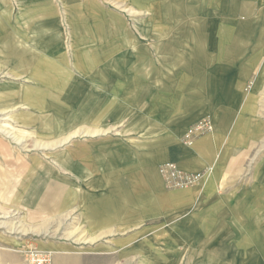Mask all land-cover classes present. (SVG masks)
Segmentation results:
<instances>
[{
  "label": "rangeland",
  "instance_id": "374dc122",
  "mask_svg": "<svg viewBox=\"0 0 264 264\" xmlns=\"http://www.w3.org/2000/svg\"><path fill=\"white\" fill-rule=\"evenodd\" d=\"M181 22L200 25L197 51L209 58L203 84L197 70L189 87L190 105L205 104L204 115L181 126L177 144L192 151L213 134L212 161L197 184L181 190L136 165L109 163L115 167L106 176L115 185L126 181L130 206L142 217L95 237V204L130 202L96 198L95 84L107 85L108 72L123 70L126 56L138 59L146 37L180 36L165 28ZM11 23L23 39L14 45L16 58L0 42V264H264V0H0V31ZM137 59L130 63L136 71ZM212 65L229 73L217 94ZM202 119L211 129L189 141L188 129ZM140 158L137 151L133 161ZM40 165H51L52 181L75 185L71 207L57 218L15 197L36 175L11 170ZM145 181L161 190L131 191Z\"/></svg>",
  "mask_w": 264,
  "mask_h": 264
},
{
  "label": "crops",
  "instance_id": "0c3cea01",
  "mask_svg": "<svg viewBox=\"0 0 264 264\" xmlns=\"http://www.w3.org/2000/svg\"><path fill=\"white\" fill-rule=\"evenodd\" d=\"M5 26L9 28L0 31V42L9 43L12 52L14 50L12 55L16 58L14 45L23 37L20 35V29L13 23ZM159 26L160 24L156 26L157 30L164 29V25ZM199 27L197 22L173 23L171 27L165 29L182 30V34L179 32L180 36L171 32L156 33L154 38L146 37V42L140 47L138 59L135 57L139 63L138 71L133 70L134 65L130 64L136 59L133 60L129 55L124 59L123 70L108 72V80L104 81L107 85H100V81L95 84V190L103 192L96 198L101 201L103 199L116 201V198L123 197L124 205L125 200L130 201L127 202L129 207L125 208L116 206L117 203L116 205L103 202L95 204V208L92 209L95 237H109L116 231L117 223L130 225L142 217L140 211H133L130 206L132 194L127 191L130 189H127L126 181L115 185L114 177L109 179L106 176V171L111 166L115 167L109 163L124 167L127 164L136 165L140 171L147 172L149 177L157 174L163 184L158 167L166 162L174 163L182 171L198 173L207 169L210 160L212 161L209 157L211 153L209 143L212 142L213 134L198 139L192 147H189L193 148L192 151L180 149L177 144L180 136L185 132V130L181 132V126L184 128L204 115L205 104L192 106L189 98V87L195 83L197 70L201 71L199 83L203 84L204 62L209 58L208 54L203 53V49L197 51L199 43L201 46L203 43L197 33ZM8 29L11 33H15V36L7 34ZM192 29L196 31L195 35ZM242 55L237 54L236 60L241 56L243 61ZM219 59L222 61L221 57ZM195 61L200 62L199 69L194 68ZM27 68H31V63ZM210 72L214 78L213 84L217 94L221 91L220 85L224 86L223 82H227L229 73L226 68H219L218 65H212ZM236 76L238 77V72ZM98 77L100 78L101 75L98 74ZM101 118H106L107 122H101ZM120 126L123 127V134H111ZM79 130L81 131V128ZM137 151L142 153L139 163L133 161ZM125 154L128 156L126 157ZM71 155L76 157L74 153ZM101 166L105 171L97 173L96 170ZM51 170V165H40L35 168L18 166L11 172L24 175L34 173L36 176L24 180L27 181V185L18 188L15 197L24 198V203L30 208L34 207L39 214H51L57 218L63 209L71 207L67 200L75 185L66 180L52 181L48 175ZM1 173L4 175L5 171L0 169ZM145 182L146 184L135 183L134 188L130 187L131 191L138 190L137 192L141 193V191L161 190V187L153 181ZM116 191H119L118 195ZM4 195L9 198L8 192H4ZM13 195L14 191H12ZM165 205L168 206L165 202L162 203L161 209L165 208ZM223 235L226 236L225 233Z\"/></svg>",
  "mask_w": 264,
  "mask_h": 264
},
{
  "label": "built area",
  "instance_id": "2783aa9c",
  "mask_svg": "<svg viewBox=\"0 0 264 264\" xmlns=\"http://www.w3.org/2000/svg\"><path fill=\"white\" fill-rule=\"evenodd\" d=\"M211 129L210 124L202 119L187 131L189 141L198 138L200 135ZM158 173L167 189L181 190L189 188L199 181L198 173L186 172L180 170L174 163L166 162L158 167ZM40 262H48L46 258H39Z\"/></svg>",
  "mask_w": 264,
  "mask_h": 264
}]
</instances>
